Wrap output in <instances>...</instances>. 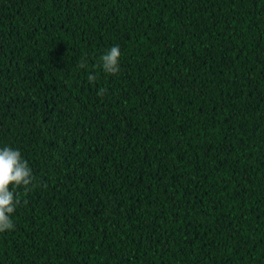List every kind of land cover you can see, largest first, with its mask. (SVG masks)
I'll return each mask as SVG.
<instances>
[{
    "label": "trees",
    "instance_id": "1",
    "mask_svg": "<svg viewBox=\"0 0 264 264\" xmlns=\"http://www.w3.org/2000/svg\"><path fill=\"white\" fill-rule=\"evenodd\" d=\"M5 146L0 264H264V0H0Z\"/></svg>",
    "mask_w": 264,
    "mask_h": 264
},
{
    "label": "clouds",
    "instance_id": "2",
    "mask_svg": "<svg viewBox=\"0 0 264 264\" xmlns=\"http://www.w3.org/2000/svg\"><path fill=\"white\" fill-rule=\"evenodd\" d=\"M121 50L119 46H113L102 55L101 63L105 73L115 75L120 71ZM79 68H86L82 61ZM89 82H95L96 76L90 74ZM105 89L98 93L103 96ZM32 169L19 150L10 147L0 148V232L12 230L15 227L12 216L20 204L19 194L13 187L23 186L27 190L32 183Z\"/></svg>",
    "mask_w": 264,
    "mask_h": 264
}]
</instances>
